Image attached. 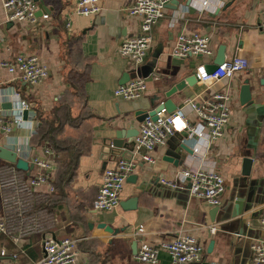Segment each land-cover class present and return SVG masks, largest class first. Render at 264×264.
Listing matches in <instances>:
<instances>
[{
	"label": "crops",
	"instance_id": "1",
	"mask_svg": "<svg viewBox=\"0 0 264 264\" xmlns=\"http://www.w3.org/2000/svg\"><path fill=\"white\" fill-rule=\"evenodd\" d=\"M78 1L43 0L46 10L39 16L38 5L39 21L35 25L10 21L0 2L4 38L0 43V64L26 54L37 56L48 69V78L31 86L21 81L18 73L11 75L0 65L2 110L10 117H22L21 102L30 107L28 120L22 117L7 136L0 132V144L29 162L38 160L50 167L42 169L35 164L32 177L47 175V182L37 192L50 196L47 208L56 218L18 245L1 239L0 264H36L43 257L46 240L64 238L79 240V264H144L136 259L142 242L158 247L182 234L195 236L204 246L200 264H252V245L260 232L240 223L230 227L219 221L230 211H226L228 203L246 192L244 158L254 159L251 180L255 187L263 185L259 189H264V35L259 28L264 0H228L224 6L209 8L202 14L203 0H170L166 16L153 30L152 50L137 68L119 54L125 40L141 33L142 18L130 16L127 11L135 0H99L102 11L92 17L77 15ZM43 15L49 18L44 20ZM182 32L208 36L212 57H173L172 49ZM222 45L226 47V60L240 55L249 60V69L228 82L204 84L198 80L194 87L173 96L172 101L179 109L188 99L200 102L218 88L230 90L232 116L223 138L208 147L204 140L190 135L186 141V131L176 133L165 146L151 153L152 163L144 162V150L134 149L126 158L130 156L137 163L129 176L136 178L127 179L120 208L97 211L94 201L105 170L126 154L112 153L116 134L135 132V141L142 124L136 121L141 117L136 113L149 109L151 97L168 91L184 77L197 75L199 67H212ZM126 74H137V79L146 80L147 92L141 98L124 100L115 96V90L125 84ZM246 81L252 90V106L241 104V89ZM184 110L191 122L198 121L192 111ZM40 112L53 122L59 119L55 146L38 143ZM182 143L189 144L194 155L181 167L177 163L185 153L172 148ZM168 156L175 158L174 163L164 160ZM71 161L74 164L68 168ZM0 164L14 167L1 160ZM62 164L68 165L62 168ZM200 167L216 169L225 179L224 204L214 217L211 212L215 207L188 195L187 186L172 190L160 182ZM11 196L12 193L0 192V220L14 216ZM129 202L133 206L121 207V203ZM102 223L119 233L113 235L100 228ZM212 241L215 245L209 253ZM2 251L6 252L4 257ZM159 257L160 264H171L165 251Z\"/></svg>",
	"mask_w": 264,
	"mask_h": 264
},
{
	"label": "built area",
	"instance_id": "2",
	"mask_svg": "<svg viewBox=\"0 0 264 264\" xmlns=\"http://www.w3.org/2000/svg\"><path fill=\"white\" fill-rule=\"evenodd\" d=\"M228 0H203L200 14L209 8L224 6ZM2 8L8 14L10 21H19L35 25L38 23V4L34 0H0ZM170 0H135L127 10L130 16L142 18L141 33L137 37L125 40L119 49L122 58L129 60L135 68L142 65L149 56L154 44L153 30L166 16ZM216 2V4H215ZM218 4V5H217ZM102 11L99 0H79L76 13L82 17H92ZM43 15V19H48ZM261 33L264 35V11L261 15ZM4 38L0 29V43ZM210 38L200 33H180L172 49V56L180 59L188 57H212ZM11 75H20L25 84L35 86L48 78V69L35 55L20 54L11 60L0 64ZM248 59L236 55L225 60L216 70L201 66L197 69L198 80L204 84H218L234 79L238 74L249 69ZM147 92V82L144 79H134L119 86L115 96L124 100H137ZM233 95L226 88H218L210 98L197 101L188 99L184 108L192 111L197 122H191L184 108L169 113L165 108L156 114V118L148 117L141 124L135 140V149L144 150L143 160L152 163L151 153L167 144L176 133L186 131L192 137L202 139L210 147L221 140L231 122ZM22 111L30 107L21 102ZM23 117V116H22ZM22 117H10L0 107V132L9 135L14 124ZM193 157V156H192ZM42 169L50 168L46 163L33 161ZM137 163L132 159H123L114 167L106 169L94 208L99 212H112L120 208V199L128 177L133 173ZM47 182L46 174L37 177L27 176L26 173L0 164V192L12 193L11 200L15 205L14 216L11 219L0 220V240L7 238L18 245L24 237L40 233L56 221L55 216L48 210L50 196L41 195L37 188ZM162 185L172 190L182 189L190 185L191 197L204 201L211 207H222L226 193L224 177L212 168L200 167L186 169L174 180H162ZM264 228V218L261 220ZM212 232L215 229L212 228ZM78 239L64 238L61 240H46L43 244V257L36 264H79ZM161 251L168 253L171 264H200L204 260L205 248L193 235L182 234L172 242L160 246L142 242L138 248L136 259L144 264H160ZM252 264H264V239L256 240L252 245ZM6 252L2 251L1 256ZM16 258V256L14 257Z\"/></svg>",
	"mask_w": 264,
	"mask_h": 264
},
{
	"label": "water",
	"instance_id": "3",
	"mask_svg": "<svg viewBox=\"0 0 264 264\" xmlns=\"http://www.w3.org/2000/svg\"><path fill=\"white\" fill-rule=\"evenodd\" d=\"M40 7L39 16L42 14L44 10H46V7L44 5L43 0H34ZM226 47L225 45H222L219 48L218 55L216 58V61L214 65L209 70H216L220 65H222L226 60ZM137 79V74H126L124 76V83H128L131 80ZM198 82L197 75H190L187 77H184L179 83L171 87L168 91H163L159 93L158 95H155L149 99L150 101V107L147 110H140L136 113V116H141L136 121L141 124L145 121L146 118L152 117L156 118V114L160 112L163 108H165L169 113L175 111L178 109L177 105L172 101V97L175 96L178 93L183 92L188 87L192 88L194 87ZM124 85V84H123ZM241 104L252 106V90L250 83L248 81L245 82V84L242 86L241 89ZM3 109H6V105H2ZM28 114L29 111H24L22 116L24 120H28ZM134 135L135 132H118L116 134V138L112 141V153H120V155L125 154L123 152H126V154L123 156L124 159L130 160L129 158H126V155H131L134 152L135 149V141H134ZM183 136L185 137L186 141L189 139V134L187 132L183 133ZM190 140V139H189ZM116 150V151H115ZM172 150L177 153H185L184 156L181 157V159L178 161L177 165H180L181 167L186 165L188 160L191 159V157L194 155V149L190 148V145H185L184 143L179 144L177 147H173ZM190 157V158H188ZM0 160L13 165L17 170L24 172L27 174V176H32V172L34 171L35 164L33 162H29L25 160L24 158L20 157L19 154L9 148H6L5 146L0 144ZM164 160L168 163H174L175 158L171 157H165ZM254 164V159L252 158H244L243 159V167H242V176L243 181L245 182V189L246 192L244 194H239L234 197L229 205H227V209L225 216L219 221L220 223L225 224L226 226H233L235 223H240L241 225L247 226L248 228H252L258 232H260V235L255 237L256 240L264 238V228L262 227L261 220L264 218V189H259L262 186H254V181L251 180V174H252V167ZM129 178V177H128ZM136 176L130 177L129 181H135ZM161 182V181H160ZM260 182V181H259ZM145 184L146 182L143 181ZM162 184V183H161ZM258 185V183H257ZM189 188L190 185L187 186V193L189 194ZM133 203V202H132ZM131 202L129 203H121V207L123 209H126L128 205L133 206ZM135 203V202H134ZM262 207L261 209L257 211H253L257 209V207ZM136 206L132 207V209H135ZM232 208V209H231ZM220 208L216 207L212 210L211 216L214 217L218 212ZM253 211V212H252ZM229 222V223H228ZM229 224V225H228ZM100 228L105 229L107 232L117 235L119 233V230L113 229L111 226L107 225L106 223H102L100 225ZM225 228V227H224ZM215 242L212 241L209 245L208 252L212 253L214 249ZM253 261V257H252Z\"/></svg>",
	"mask_w": 264,
	"mask_h": 264
},
{
	"label": "trees",
	"instance_id": "4",
	"mask_svg": "<svg viewBox=\"0 0 264 264\" xmlns=\"http://www.w3.org/2000/svg\"><path fill=\"white\" fill-rule=\"evenodd\" d=\"M38 118L40 119L42 125L38 128L37 135H38V143L42 144H52V146L56 145V136L54 132L56 130V125L59 123V119L56 121L49 120L44 118L42 113H39ZM58 118V117H57ZM60 161V159L58 160ZM74 164L73 161L69 163L68 168H70ZM68 164H62V168L66 167ZM47 176V175H46ZM51 178V177H50ZM55 188V187H54Z\"/></svg>",
	"mask_w": 264,
	"mask_h": 264
}]
</instances>
